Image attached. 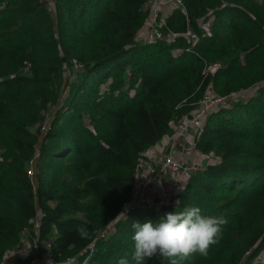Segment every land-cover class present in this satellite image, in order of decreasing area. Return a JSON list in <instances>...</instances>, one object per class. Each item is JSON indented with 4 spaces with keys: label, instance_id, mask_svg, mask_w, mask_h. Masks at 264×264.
<instances>
[{
    "label": "trees",
    "instance_id": "1",
    "mask_svg": "<svg viewBox=\"0 0 264 264\" xmlns=\"http://www.w3.org/2000/svg\"><path fill=\"white\" fill-rule=\"evenodd\" d=\"M145 1L56 0L54 14L46 0H0V264L39 210L58 261L135 264L132 223L189 206L227 223L207 258L183 264H264V0H183L164 30L197 32L196 43L183 34L137 42ZM211 15L207 31L199 19ZM72 58L83 66L58 106ZM209 87L255 89L206 118L196 148L220 159L194 173L176 200L137 207L100 238L132 196L141 152Z\"/></svg>",
    "mask_w": 264,
    "mask_h": 264
},
{
    "label": "built area",
    "instance_id": "2",
    "mask_svg": "<svg viewBox=\"0 0 264 264\" xmlns=\"http://www.w3.org/2000/svg\"><path fill=\"white\" fill-rule=\"evenodd\" d=\"M165 4H170L173 7L184 8L183 0H147L145 1L143 7L149 10L148 20V40L155 41L158 39H174L178 34H183L188 37L192 43H196L199 39V34L192 30H187L185 32H175V31H165L166 18L168 15H164L162 12V6ZM49 9L51 5L48 3ZM213 19V16L211 15ZM203 19V18H202ZM210 23H204V27L209 31ZM72 68V79L77 77L79 70L82 69L83 64L76 58L71 59ZM219 62L211 63L205 69V72L211 71L219 66ZM27 68V67H26ZM71 79V80H72ZM253 88V87H251ZM63 88V93L67 90ZM250 88H243L238 91H234L229 94H218L209 87L202 99L198 102L196 108H194L189 115L183 116L174 122L173 131L168 144L162 151L160 155H156L151 146L144 149L139 155L137 173L142 171V177L138 186L136 194L131 196V198L123 203L120 216L113 219L110 225H108L104 230L101 231L99 237L102 238L109 234L113 228V223L122 216L130 212L131 210L144 206L153 205L160 202L169 201L170 198L176 200L179 196L181 186L185 187L189 178L203 168L206 164L203 162H193L184 156H178V152H187L192 148H196V142L190 143L187 140V133L191 130L195 132L196 140L204 131L205 120L208 115L222 105H227L230 103H236L240 98L245 96V93ZM62 96L59 100V106L64 104V98ZM45 112L44 121L41 124L43 131H46L49 127V116ZM39 152L33 156L29 162L28 172L31 176H34L35 169L34 163ZM207 158L212 157L214 154L205 153ZM217 160V159H212ZM212 160L210 162H212ZM209 163V162H208ZM174 169L175 176L174 181L170 187H167L164 179L165 172L169 169ZM137 176V174H136ZM173 189L172 191H170ZM175 197V198H174ZM41 217L42 211L39 210L36 216L33 218V227L31 232H23L22 237L30 235V242L20 248V253L22 257L26 255V260L23 264H69L74 262L75 259H69L67 262H60L57 259V255L54 251V234L48 235L46 237L41 236ZM94 244L89 247V253H93ZM89 257L87 256L82 262L78 264H88ZM3 264V263H2Z\"/></svg>",
    "mask_w": 264,
    "mask_h": 264
},
{
    "label": "clouds",
    "instance_id": "3",
    "mask_svg": "<svg viewBox=\"0 0 264 264\" xmlns=\"http://www.w3.org/2000/svg\"><path fill=\"white\" fill-rule=\"evenodd\" d=\"M226 223L223 217L202 214L197 206L167 212L156 220L134 222L132 258L135 264H145L153 258L183 264L197 253L207 258L210 247L219 242L222 225ZM77 232L81 238L89 235L84 227H78ZM119 264H128V261L122 258Z\"/></svg>",
    "mask_w": 264,
    "mask_h": 264
},
{
    "label": "crops",
    "instance_id": "4",
    "mask_svg": "<svg viewBox=\"0 0 264 264\" xmlns=\"http://www.w3.org/2000/svg\"><path fill=\"white\" fill-rule=\"evenodd\" d=\"M174 8L175 7H173L170 4H165V5L162 6L161 9H162V12H163L164 15H169ZM145 36H146L145 34L141 35L136 41L137 42L147 41L148 38L145 37ZM175 121L176 120H173L172 123H171V126H172L171 132H169L168 134L163 136L159 141H157L154 145L151 146V149L153 150V152L156 155H160L162 153V151L164 150V148L166 147V145L168 144V141L170 140L171 135H172L173 126H174V122ZM187 140L190 143H195L196 142V135H195V132L193 130H191V131H189L187 133ZM179 155L180 156H184L185 158H187V159H189V160H191L193 162H203L204 164L208 163V160L205 157V153L201 152L197 148H192L190 151H187V152H184V153L183 152H178V156ZM175 172L176 171L174 169H172V168H169L165 172L164 179H165V183H166L167 187H170L171 184L173 183ZM141 177H142V171H139L137 173V176H136V180H135V185H134V188H133L132 196L134 194H136V191L138 190V186H139ZM184 188L185 187L181 186L182 190ZM182 190L180 191V193L182 192ZM180 193H179V195H180Z\"/></svg>",
    "mask_w": 264,
    "mask_h": 264
},
{
    "label": "rangeland",
    "instance_id": "5",
    "mask_svg": "<svg viewBox=\"0 0 264 264\" xmlns=\"http://www.w3.org/2000/svg\"><path fill=\"white\" fill-rule=\"evenodd\" d=\"M49 5H51V9H52V12L54 14H56V0H46ZM212 21V18L211 16H208V18H200L199 19V22L204 26V23H210ZM146 35L145 37L148 38V20L145 22V24L139 29V31L137 32L136 36H135V39L137 40L141 35ZM64 88L67 90V92L63 93V97H65L68 93V87H67V82L70 81L72 79V68L69 66H65L64 68ZM64 89V91H65ZM253 91H255L254 87L253 88H250L247 93H245V96L247 95H250L251 93H253ZM59 106V104H58ZM54 106L51 107L50 110H48V112L46 114H48L49 118L51 116V114L53 113V110H54ZM206 157V155H205ZM207 158V157H206ZM212 159H220V157L218 155H213L212 157L210 158H207L208 162H210ZM212 161H215V160H212ZM35 166V163L34 165ZM35 169V167H34ZM173 189H171L170 191H172ZM175 198V197H174ZM173 201V197L172 199L170 198L169 201H166V202H160V203H157V205H161L163 203H169ZM30 242V235H26L24 236L23 238H21V241L20 243L18 244V246H16L15 248L9 250L5 256V259H4V262L3 264H18L20 262V260H22V264L24 263V260H26V255L24 257H22V254L20 253V248H22L24 245L28 244ZM27 262V260H26Z\"/></svg>",
    "mask_w": 264,
    "mask_h": 264
}]
</instances>
